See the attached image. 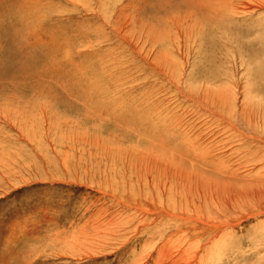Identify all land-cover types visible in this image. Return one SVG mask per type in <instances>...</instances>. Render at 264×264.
I'll return each mask as SVG.
<instances>
[{
  "label": "rangeland",
  "instance_id": "374dc122",
  "mask_svg": "<svg viewBox=\"0 0 264 264\" xmlns=\"http://www.w3.org/2000/svg\"><path fill=\"white\" fill-rule=\"evenodd\" d=\"M198 188L264 210V0H0V264H130Z\"/></svg>",
  "mask_w": 264,
  "mask_h": 264
},
{
  "label": "bare ground",
  "instance_id": "6f19581e",
  "mask_svg": "<svg viewBox=\"0 0 264 264\" xmlns=\"http://www.w3.org/2000/svg\"><path fill=\"white\" fill-rule=\"evenodd\" d=\"M242 6L247 5L242 4ZM195 191L191 193L179 192V196L182 195L185 200L179 199L173 203L168 198L164 199V196L158 198L157 201L153 199V202L149 204L151 215L155 212L157 215L159 214L162 225L159 223L160 227H156L153 234L152 231L147 232L151 234L148 239L150 241L148 244L151 243L148 253L136 255L130 264H238L240 256L251 255H255L257 261L264 259V239L260 236L264 232L263 209L250 208L246 210L249 205L243 206L238 198L231 194L213 193L209 198L208 195L206 196L205 190H202L204 193L199 188L198 192ZM189 194L202 198V201L214 206L215 209H202L200 203L193 202ZM163 199L168 201V204ZM236 202L240 204V208L234 204ZM253 206L256 205L253 204ZM247 220H252L253 229L249 233H254L253 239L256 238L258 241L254 239V242L248 238L247 241L251 246L247 249L244 248L242 252L243 247L234 241L238 236L236 233L244 228L243 223ZM159 221L161 222V220ZM152 223L154 220L151 219L149 225ZM262 226L263 230L260 231ZM245 233L247 234V232ZM261 251L262 255H260ZM229 260H231L230 263Z\"/></svg>",
  "mask_w": 264,
  "mask_h": 264
}]
</instances>
